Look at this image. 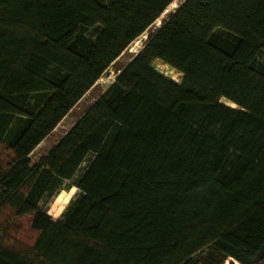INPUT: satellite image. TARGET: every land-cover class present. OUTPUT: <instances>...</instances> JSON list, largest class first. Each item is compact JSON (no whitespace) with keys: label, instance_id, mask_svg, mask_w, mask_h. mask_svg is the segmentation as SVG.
Instances as JSON below:
<instances>
[{"label":"trees","instance_id":"trees-1","mask_svg":"<svg viewBox=\"0 0 264 264\" xmlns=\"http://www.w3.org/2000/svg\"><path fill=\"white\" fill-rule=\"evenodd\" d=\"M173 1L0 0V264H264V0H181L30 158ZM89 153L53 219L41 196Z\"/></svg>","mask_w":264,"mask_h":264},{"label":"rangeland","instance_id":"rangeland-1","mask_svg":"<svg viewBox=\"0 0 264 264\" xmlns=\"http://www.w3.org/2000/svg\"><path fill=\"white\" fill-rule=\"evenodd\" d=\"M99 3L103 4L105 0H97ZM181 0H174L172 4L168 5L166 9L160 14V16L155 20L152 26L147 28L140 36L133 40L127 48L120 54V56L103 72L101 77L95 82V84L84 93V95L77 101V103L69 110V112L61 119V121L56 125V127L51 131V133L44 138L30 153V158L32 161L38 160L39 157L43 156L49 149L58 141V139L64 135V133L71 127V125L79 118V116L86 110V108L94 101V99L102 93V91L113 81L119 69L126 64L130 58L138 52L141 48L143 42L147 38V34L152 28L157 27L167 15L177 7ZM100 30V26L96 25L85 32V35L91 39H94ZM256 60L259 63L264 64V53L257 55ZM152 67L163 74L164 76L179 82L181 79V73L177 72L175 69L159 62L155 61ZM48 93H42L39 95H32L30 101H34L36 98L46 99ZM222 102L235 106L233 103L221 99ZM93 157V153H89L83 162L80 164L78 170L76 171L73 179L71 180H61L54 187L47 190L40 198L38 202V207L50 215L53 219H60L62 213L68 203L74 199L78 194L79 190L72 184L79 175L85 169V166ZM22 231L18 235V239L21 241H27L28 236L31 235L28 230L27 224L23 219L20 220ZM19 222V223H20ZM20 227V228H21ZM205 249L200 251V254L204 253ZM239 264L232 258H227L223 264Z\"/></svg>","mask_w":264,"mask_h":264},{"label":"bare ground","instance_id":"bare-ground-1","mask_svg":"<svg viewBox=\"0 0 264 264\" xmlns=\"http://www.w3.org/2000/svg\"><path fill=\"white\" fill-rule=\"evenodd\" d=\"M172 4V3H171ZM225 264H227V262H225Z\"/></svg>","mask_w":264,"mask_h":264}]
</instances>
